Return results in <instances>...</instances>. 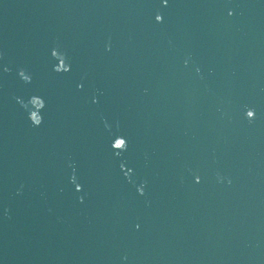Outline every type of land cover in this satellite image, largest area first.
Wrapping results in <instances>:
<instances>
[{"label":"water","instance_id":"water-1","mask_svg":"<svg viewBox=\"0 0 264 264\" xmlns=\"http://www.w3.org/2000/svg\"><path fill=\"white\" fill-rule=\"evenodd\" d=\"M0 264H264V0H0Z\"/></svg>","mask_w":264,"mask_h":264}]
</instances>
